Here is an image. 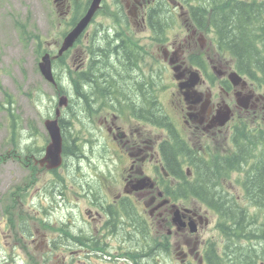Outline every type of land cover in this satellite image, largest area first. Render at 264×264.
Instances as JSON below:
<instances>
[{"label":"flooded vegetation","instance_id":"obj_1","mask_svg":"<svg viewBox=\"0 0 264 264\" xmlns=\"http://www.w3.org/2000/svg\"><path fill=\"white\" fill-rule=\"evenodd\" d=\"M53 1L60 14L69 15L73 14L75 1L80 0ZM91 2L80 3L84 11L81 10L78 17L84 16L83 12ZM122 2L124 0L110 3L102 0L95 15L101 16L102 11L116 7L113 10L122 11L124 17L120 23H115L112 18L108 24L101 22L103 32L90 31V24L79 37L86 41L78 43L82 59L78 72L82 83L78 96L75 93L69 100L62 119L69 152L65 153L67 169L60 175V189L58 185L55 188L64 204H80L85 197L94 204V211L89 208L86 216L82 212V219L80 214L74 217L78 226L85 221L79 232L62 222L63 227L75 236L63 243L70 246L78 243V247H88L96 253L115 249L125 256L124 259L143 264L148 255L130 249L140 247L136 236L147 241L152 235V244L144 241V247H152L153 254L171 259L174 252L173 257L179 264H221L223 259L233 258L226 253L228 247L233 246L224 241L215 242V230L222 231L219 227L221 215L214 205L195 193L193 187L199 171L192 170L188 174L190 179H185L184 168L189 167H184L181 156H174L172 160L170 151L176 145L175 140L190 150L191 144L199 145L204 140L202 148L211 159L215 155L212 147L221 141L228 142L235 126L244 127L245 121L264 125V69L241 71L244 78L237 82L230 79L233 56L220 45L219 29L212 17L217 8L213 4H210L211 11L205 20L195 13L203 0H126L124 5ZM237 2L244 4L249 12L256 10L259 20H264V0H227V13H232L230 7ZM134 22L147 30L139 28L148 33V37L133 32L130 26ZM60 24L63 34L74 26L68 22L63 25V21ZM115 26L118 29L110 33ZM122 26L127 29H120ZM258 30L257 35H260V27ZM105 36L110 41L103 44L101 38ZM61 38L63 35L57 37L58 40ZM58 40L51 49L52 54L59 49ZM149 40L153 41L151 48L147 45ZM90 41L94 44L92 49ZM109 45L113 51L119 50L122 54L123 49L129 50L123 55L130 56L126 61L130 71L124 74L122 85L117 89L106 82L110 69L101 72L96 69ZM258 50L260 52L261 48ZM93 51L98 56H94ZM179 64L180 68L175 71L174 67ZM87 71L90 77L85 76ZM130 73L133 81L129 84L127 75ZM254 76L263 79L256 80ZM196 78L198 83L192 86ZM96 81L102 86L99 94L96 91L97 95L91 93ZM80 97H85L87 110L74 105L76 101L81 103ZM239 98H243L247 106L240 105ZM164 99L169 100L171 112L166 111ZM150 107L157 109L158 116L150 115ZM225 109H229L230 119L221 125L217 115ZM93 150L104 153L105 168L96 164L92 165L91 171L84 172L79 162L88 159ZM70 161L78 163L70 165ZM254 165H240L229 177L216 174L217 185L230 192L232 190L227 187L244 189L249 183L250 167ZM25 168L36 171L35 176L41 172V168L30 162ZM58 171L51 170L49 174L54 177ZM143 178L148 179L139 183ZM187 183L191 185L190 189H184ZM89 219L98 223L95 230L89 229L86 223ZM65 233L60 238L69 236ZM55 243L51 240L48 244L52 249L50 255L57 247ZM255 247L261 251L257 259L264 264L261 259L264 244ZM130 254L136 257L132 258ZM50 255L47 260L52 258Z\"/></svg>","mask_w":264,"mask_h":264},{"label":"rangeland","instance_id":"obj_2","mask_svg":"<svg viewBox=\"0 0 264 264\" xmlns=\"http://www.w3.org/2000/svg\"><path fill=\"white\" fill-rule=\"evenodd\" d=\"M125 1L122 2V5L125 4ZM110 2L112 0H108V3ZM115 8L113 7L108 13H111ZM177 11L179 10L177 9ZM107 14L102 11L101 16H96L94 22L90 25V31L98 29V32H103L104 27L101 22L110 23L111 18L109 17H112ZM70 19H72V14H60V10L52 0H0V82L15 99L13 106L16 115L19 116L17 125L20 135H22L19 143L21 142L24 148L31 145L45 148L48 134L43 122L50 114L54 117L59 96L56 95L54 87L40 72L39 61L41 56L39 57L36 51V42L32 39L25 40L20 26L23 23H28L27 30L34 28L36 32L42 35L44 46L54 49L55 42L58 40L57 27L62 21L67 23ZM122 28L127 29L125 26L120 27V29ZM130 28L136 34L144 35L145 38L148 37L147 30L140 27L136 22L132 23ZM139 28L146 32L141 31ZM97 35L99 36V34ZM101 41H104V44L109 42L110 39L105 36V38H101ZM149 41L147 45L151 48L153 41ZM59 42L60 40H58ZM79 54L80 46L77 45L68 55L67 61L73 70H76L82 63ZM55 70L58 71L56 68ZM58 72L61 74V71ZM127 72L128 70L125 73ZM65 83L70 88V84L66 79ZM0 101L8 106L2 91H0ZM168 101V99H164V106L166 111L171 112ZM75 105H77L76 102ZM36 124L40 128L42 127V130H39L38 133H34L33 129ZM12 140L11 118L7 108L0 106V157L6 154H11L12 157L0 161V264H135L132 260L124 259L125 256L115 249H107L104 252L97 251L96 253L88 247H78V243L74 246L63 243L74 235L63 227L62 222H67L69 229H75L79 232V227L85 226V221L82 220L84 224L78 226L74 217H79L80 214L82 219V212L84 211L86 216V211L89 208L94 211V204L85 197L80 204L73 201V204H64L62 197L56 191L57 189L49 186V181L52 179L51 175L45 170L39 173L38 180L34 181V185L30 187L24 200L25 203L24 201L18 203L17 201L13 209L12 207L9 208L11 197L6 196L7 193L13 190L15 186L24 185L30 180L29 170L22 167L19 161L13 157L14 143ZM227 146L229 147V145ZM215 147L217 149L222 148L220 144H215ZM15 154L18 153L15 152ZM103 157L104 153L93 150L89 154V158L81 160L79 164H81L84 172L91 171L94 168L92 165L96 164L105 168V163L102 161ZM77 163V161H74L68 164ZM107 166L110 172V164ZM66 169L67 167L61 168L59 171L65 174ZM69 169L72 171L73 167L70 166ZM105 189L108 192L107 188ZM231 190L232 192L241 193L238 192L237 187H233ZM103 194L106 196L105 191ZM242 195L235 194V201L247 204L245 199L243 202L240 198L243 197ZM187 203L189 204V202ZM250 203L252 205L253 202ZM251 205L247 207L254 212L255 209ZM241 221L244 224L248 223L246 218ZM86 223L90 230H95L98 226L95 219H89ZM215 231V242H225L226 239L221 231ZM63 232L69 235L66 236L67 239L60 238ZM149 237L146 241L136 236V238H139L140 247L130 249L133 252H143L148 255L145 257L143 264H179L178 260L173 257L174 252L171 259H169L165 257L166 255L153 254L152 247H144V241L149 244V241L153 240L152 235ZM51 240L57 242L55 243L57 247H55L52 255H50L52 249L48 245ZM63 244L66 247H60ZM67 247L70 248L67 249ZM49 255L52 258L47 260Z\"/></svg>","mask_w":264,"mask_h":264},{"label":"trees","instance_id":"obj_3","mask_svg":"<svg viewBox=\"0 0 264 264\" xmlns=\"http://www.w3.org/2000/svg\"><path fill=\"white\" fill-rule=\"evenodd\" d=\"M210 4H213L217 8L214 9L212 17L215 23L217 22L221 39L220 45L226 47L227 50H230L238 56V68L241 71L247 70V72L251 71V69H264V20H259L260 17L258 12L254 9L249 12L244 4L237 2L235 6L230 7L232 13L229 14L227 13L229 9L226 5L227 0H203L200 8L196 9L197 12L195 11L199 19L206 20V16L211 11ZM80 6V4L77 5V12L74 13L75 17L72 19L71 24L75 22L78 17ZM115 13L119 14V12L116 11L112 14ZM257 26L261 29L260 35H257ZM20 28L25 40L33 38L38 40L36 51L39 55H42L45 49L43 48L40 33L36 32L34 29L27 30L28 23H23ZM257 38L261 39L257 40ZM89 45L92 49L94 46L93 41H90ZM97 47L96 50H98ZM259 47L261 48V53L258 50ZM113 50L114 49L109 45L107 49H105L106 52L104 51L105 53L103 55L100 54L102 63L100 61V64L97 65L96 69L98 72L110 69L109 75L105 77L106 82L109 83L112 88L117 89L118 86L122 85L121 83L123 82L125 72L129 70L126 61H129L130 56L127 58L125 56V53L129 52L128 49H123L125 51L123 54L125 55L119 50ZM95 51H93V55L98 56ZM67 54L68 53H65L60 56L57 63L60 68L63 65L67 66L75 92L79 94V85L82 83V80L80 78L79 81V72L73 71L68 66L66 61ZM89 75V71L85 72V76L90 77ZM115 76H118V78L116 79ZM127 76L130 84L131 80L133 81L131 73ZM254 78L256 80L263 79L258 76H254ZM101 87L99 86V82L96 81L92 86L93 89H91V93L97 95L96 91L98 90L99 94ZM61 89L59 88V90ZM0 91L3 92L5 102L8 104V106H6L0 101V106L7 108L8 114L11 118L12 141L15 144V148L19 149L20 145L17 140L20 134L17 125L19 116L16 115L15 107L13 106L15 99L12 94L3 87L1 82ZM91 96L95 98L94 95ZM80 98L82 101L81 103L77 102V104L80 105L82 110H84L87 108L86 103L84 102L85 97ZM149 112L150 115L158 116L159 114L154 107H150ZM166 123L168 122L166 121ZM34 129L35 132H38L35 127ZM232 138L235 141L236 150L228 154L229 156H215L210 161H207L203 154L199 155L193 150L191 151L187 146L177 140H175L176 145L172 147L173 151H170V154L172 160L174 156H181L184 161L190 163L197 172L199 171V177L194 183L195 187H193L195 188V193L214 205L221 215V224L219 223V227L227 239L226 244L233 246L228 247L226 251L227 255H231L233 258H231V260L228 258L223 259L221 264H257L256 256L261 251L257 250L256 247L254 249V245L261 243L264 244V127L250 128L246 125H244V127H238ZM26 150L27 152L25 153ZM40 151V147L31 145L23 148L22 153H25L30 157L33 154H38ZM68 152L69 151L66 147L65 153ZM2 159H5L4 155L0 157V161ZM252 163H255L256 165L250 167L249 174L251 175H249V183L245 186V189L247 190L249 199H251V201L258 207L253 214H250L247 207H242L235 201L234 197L230 196L221 186L217 185V177L215 176L216 174L219 176L224 174L227 175L230 168ZM57 180L58 182H62L59 174L57 175ZM190 186L191 185L187 183L184 189H190ZM26 189V186L18 185L7 193L6 196L11 197L9 208L12 207L13 209L14 206H16L15 203L17 204L18 201L16 195L20 194L21 197H23V191ZM223 205L225 206L224 208ZM245 218L248 220L247 224H244V222L241 221ZM149 242L151 243V241ZM134 254H130L132 258L136 257Z\"/></svg>","mask_w":264,"mask_h":264},{"label":"water","instance_id":"obj_4","mask_svg":"<svg viewBox=\"0 0 264 264\" xmlns=\"http://www.w3.org/2000/svg\"><path fill=\"white\" fill-rule=\"evenodd\" d=\"M102 0H93L91 7L89 8L86 15L79 21V23L73 28V30L65 37L62 47L60 48L59 55L62 54L65 50L71 47L75 40L81 35L83 30L87 27L91 19L93 18L96 10L100 6ZM39 68L44 77L52 82H56L53 66H52V58L50 53H46L43 55L39 62ZM237 75V74H235ZM238 76V75H237ZM67 102V97L64 95L60 98L59 107ZM57 110V115L53 119L46 120V126L51 134L52 141L47 146L46 155L41 158L39 161L41 164L48 163V167L54 168L58 167L62 161V149H63V137L61 134V127L59 125V116L60 110ZM227 115V114H226ZM227 118V117H224Z\"/></svg>","mask_w":264,"mask_h":264}]
</instances>
